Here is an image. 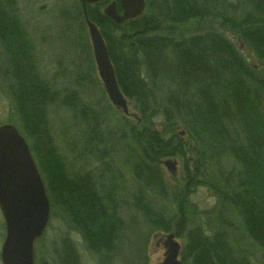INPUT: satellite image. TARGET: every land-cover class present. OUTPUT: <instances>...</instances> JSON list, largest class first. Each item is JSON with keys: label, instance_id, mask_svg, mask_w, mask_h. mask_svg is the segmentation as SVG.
<instances>
[{"label": "trees", "instance_id": "1", "mask_svg": "<svg viewBox=\"0 0 264 264\" xmlns=\"http://www.w3.org/2000/svg\"><path fill=\"white\" fill-rule=\"evenodd\" d=\"M107 2L88 5L86 12L105 41L121 93L144 121V128H131L141 151L133 165L134 182L137 190L170 201L175 210L161 212L154 204L144 203L142 195L134 206L154 231L168 233L175 226L176 237L183 240L184 264H252L229 239L240 237L264 251V79L254 75L221 33L209 29L185 36L178 31L190 22L219 21L264 63V0H240L242 14L226 9L231 8L226 0H149L141 17L122 25L104 16ZM11 7L13 0H0V49L6 58L2 74L13 105L9 123L20 128L36 159L42 153L47 161L42 175L51 207L62 209L96 262L104 264L116 255L123 236L119 208L115 210L111 196L98 194L100 188L87 175L64 168L50 134V113L56 106L80 115L83 121L95 122V113L80 104L75 92L59 98L42 78L31 37L17 9ZM80 7L75 19H84L81 0ZM67 20L73 18L67 16ZM158 111L167 133L175 124L184 126L205 150L227 156L228 170L215 166L207 177L197 175L199 171L191 175L183 142L176 135L163 136L147 123ZM91 130L89 144L95 145V138L101 143L102 135L93 138L96 132ZM174 157L184 162L185 177L178 193L167 187L157 164ZM203 167L199 160L194 169L202 172ZM202 186L221 206L215 215L218 226L211 229L210 225L207 229L198 223L189 225V197ZM236 223L229 233L220 228L234 229ZM60 250L57 264H81L71 241H64Z\"/></svg>", "mask_w": 264, "mask_h": 264}, {"label": "rangeland", "instance_id": "2", "mask_svg": "<svg viewBox=\"0 0 264 264\" xmlns=\"http://www.w3.org/2000/svg\"><path fill=\"white\" fill-rule=\"evenodd\" d=\"M13 1L14 7L11 9H17L18 16L23 22L29 38L31 37L35 61L39 66L42 78L58 93L59 98L70 92H75L80 104L95 113V122L92 119L83 121L80 115L74 116L71 111L56 106L50 113V134L51 142L64 162V168L72 174L87 175L94 184L96 183V187L100 188L98 194L111 196L115 200V210L117 211L116 208H119L117 212L125 227L122 231L123 234L121 232L120 235H123L122 238H124H121L118 244L115 258L107 259L104 264H144V262L160 264L165 253L162 244L169 234L175 236L182 251L183 240L176 237L175 226L174 228L172 226V230L168 233L154 231L142 211L134 206L135 199L142 195L140 199L144 203L154 204V208L161 212L168 211L167 213L173 214L175 210L170 201L159 200L157 197L151 196V193L143 194V191L137 190L138 184L134 182L133 165L135 159L141 157V151L132 136L131 128H144V121L130 104L128 114L124 115L115 109L108 100L97 74L85 21L82 17L75 19L76 14L80 13V0ZM112 1L118 0H109L105 7ZM226 1L231 4V8L225 6L226 9L230 11L233 9L235 13L242 14L243 8L240 0ZM145 2L148 6L149 0H145ZM12 3L8 2V4ZM67 16L72 17L73 21H68ZM209 29L224 35L226 40L236 48L243 61L254 71V75L264 79V63L253 54L249 46L238 35L230 31L223 23L215 20L195 21L183 25L178 32L185 36H191L195 33H204ZM5 63L4 51L0 49V125L13 120V105L6 95L2 74ZM81 78L85 79L84 83L80 82ZM147 123L151 125L152 130H158L163 136L176 135L183 142L191 175L197 174L199 171L197 175L207 177L215 170V166L228 170L229 158L220 155L221 153L214 155L208 152L209 150H205L201 142L193 136L191 137L184 126L175 124L173 131L170 134L167 133L160 111L153 114L151 121ZM17 128L20 131V128ZM91 129L96 132L93 138L97 133L102 135L101 138L104 140L101 143L95 138L96 144H89L91 136H88V133L91 135L93 133ZM37 154L38 158L36 159L37 156L32 153L46 186V180L42 173L47 161L42 153ZM40 156L41 161H39ZM167 160L176 163L174 175L164 166V162ZM199 160L204 162L202 172L200 168L194 169L195 163ZM157 164L167 187L171 188L174 193H178L185 177L184 162L174 157L163 159ZM220 208L217 197L209 189L203 186L197 188L189 197V225L198 223V225L204 226V229H207L209 225L210 229L213 226H218L214 222L217 221L215 215L219 213ZM67 219L59 206L51 207V218L47 229L34 246L35 264H57L60 249L63 247L64 241L68 240L74 244L81 264H98L95 256L87 250L81 234L67 223ZM220 228L223 232L229 233L230 230L237 228V223L234 229L227 226ZM3 235L4 223L0 213V250L2 241H4ZM229 242L234 243L233 248L240 251L241 254H245L250 263L264 264V251L250 246L245 239L230 238ZM180 263L184 264L181 257ZM0 264H2L1 260Z\"/></svg>", "mask_w": 264, "mask_h": 264}, {"label": "water", "instance_id": "3", "mask_svg": "<svg viewBox=\"0 0 264 264\" xmlns=\"http://www.w3.org/2000/svg\"><path fill=\"white\" fill-rule=\"evenodd\" d=\"M104 1L107 0H81L84 21L97 74L107 98L115 109L127 115L129 104L118 87L105 41L86 12V6ZM145 8V0H118L108 4L103 14L113 23L122 25L141 17ZM164 166L175 174V162L167 160ZM0 212L6 226V238L0 252L1 263L34 264V243L47 227L50 203L24 137L10 124L0 126ZM165 238L162 244L164 259L160 264H181V245L173 234Z\"/></svg>", "mask_w": 264, "mask_h": 264}, {"label": "flooded vegetation", "instance_id": "4", "mask_svg": "<svg viewBox=\"0 0 264 264\" xmlns=\"http://www.w3.org/2000/svg\"><path fill=\"white\" fill-rule=\"evenodd\" d=\"M32 154V153H31ZM33 156V155H32ZM34 158V157H33ZM3 219V218H2ZM3 223H4V221H3ZM3 240L5 241V238H6V226H5V223H4V235H3ZM4 241H2L3 243H4ZM3 243H2V245H3ZM2 248V247H1ZM1 251V250H0Z\"/></svg>", "mask_w": 264, "mask_h": 264}]
</instances>
